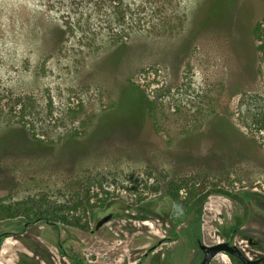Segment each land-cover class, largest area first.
<instances>
[{"label": "rangeland", "instance_id": "rangeland-1", "mask_svg": "<svg viewBox=\"0 0 264 264\" xmlns=\"http://www.w3.org/2000/svg\"><path fill=\"white\" fill-rule=\"evenodd\" d=\"M263 14L264 0H0V226L176 183L264 193ZM156 197L146 219L168 217Z\"/></svg>", "mask_w": 264, "mask_h": 264}, {"label": "flooded vegetation", "instance_id": "flooded-vegetation-1", "mask_svg": "<svg viewBox=\"0 0 264 264\" xmlns=\"http://www.w3.org/2000/svg\"><path fill=\"white\" fill-rule=\"evenodd\" d=\"M234 184L176 183L172 195L166 189L161 197L132 195L119 204L112 196L87 202L86 211L62 224L22 218L0 226V264H264V193L253 183ZM155 197L170 207L164 225L156 205L149 209L154 215H143L145 201ZM38 222L39 234L32 231Z\"/></svg>", "mask_w": 264, "mask_h": 264}, {"label": "trees", "instance_id": "trees-1", "mask_svg": "<svg viewBox=\"0 0 264 264\" xmlns=\"http://www.w3.org/2000/svg\"><path fill=\"white\" fill-rule=\"evenodd\" d=\"M263 21H264V14H263ZM260 24H257L255 27L252 29V35L253 37L256 36V34L259 32ZM258 118L260 121V129L264 132V112L258 114ZM169 194H173V191H171V186H169Z\"/></svg>", "mask_w": 264, "mask_h": 264}, {"label": "water", "instance_id": "water-1", "mask_svg": "<svg viewBox=\"0 0 264 264\" xmlns=\"http://www.w3.org/2000/svg\"><path fill=\"white\" fill-rule=\"evenodd\" d=\"M212 253L209 254H205V262H207L216 252L217 250L212 249L211 251ZM232 254H236L235 252H233Z\"/></svg>", "mask_w": 264, "mask_h": 264}]
</instances>
